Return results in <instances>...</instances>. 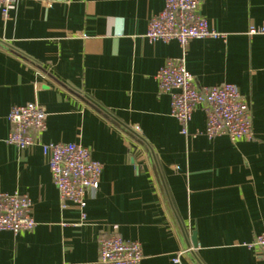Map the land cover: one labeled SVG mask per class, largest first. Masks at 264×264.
Returning a JSON list of instances; mask_svg holds the SVG:
<instances>
[{"label":"crops","instance_id":"crops-1","mask_svg":"<svg viewBox=\"0 0 264 264\" xmlns=\"http://www.w3.org/2000/svg\"><path fill=\"white\" fill-rule=\"evenodd\" d=\"M163 0H16L0 12V190L26 194L35 227L0 231V264H96L99 237L117 227L141 244L139 264H264V0H201L198 13L223 37L192 39L184 54L197 87L237 85L253 138L184 135L155 78L182 56L150 42ZM39 103L42 142H78L102 164L85 219L61 205L39 145L7 144L13 105ZM206 125L201 107L187 123ZM195 231L196 245L192 242ZM178 257L179 262L174 261Z\"/></svg>","mask_w":264,"mask_h":264},{"label":"built area","instance_id":"built-area-1","mask_svg":"<svg viewBox=\"0 0 264 264\" xmlns=\"http://www.w3.org/2000/svg\"><path fill=\"white\" fill-rule=\"evenodd\" d=\"M15 1L0 0L4 18ZM200 1L163 0L162 9L148 19L145 37L150 42L175 40L182 49V56L166 60L157 70L155 78L159 89L170 97V113L182 134H203L207 138L226 135L232 142L251 140L250 107L237 85L223 82L197 87L193 75L185 67L184 54L190 40L223 37L198 13ZM247 34L264 36V27L250 26ZM197 107L202 108L206 125L203 131L190 133L187 123ZM45 117L44 108L37 102L11 106L7 115L10 131L5 141L20 149L33 145L41 147L43 155L48 157L49 171L61 205L66 202L77 205L83 221L86 200L95 197L98 191L102 164L91 157L88 147L78 142H42L39 136L46 129ZM31 208L32 202L26 194L0 190V231L18 234L32 230L36 222ZM249 246L257 249L264 258V231ZM179 255L174 257L175 262H179ZM142 259L140 242L123 239L116 226L98 239L96 264H139Z\"/></svg>","mask_w":264,"mask_h":264},{"label":"water","instance_id":"water-1","mask_svg":"<svg viewBox=\"0 0 264 264\" xmlns=\"http://www.w3.org/2000/svg\"><path fill=\"white\" fill-rule=\"evenodd\" d=\"M195 235H196V232L193 231L192 232V242H193L194 245H196Z\"/></svg>","mask_w":264,"mask_h":264}]
</instances>
